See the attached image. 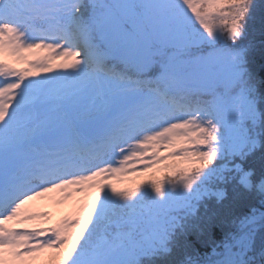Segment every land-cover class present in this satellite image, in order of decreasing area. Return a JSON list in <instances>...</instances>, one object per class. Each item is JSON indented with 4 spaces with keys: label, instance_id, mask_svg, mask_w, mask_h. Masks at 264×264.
Returning <instances> with one entry per match:
<instances>
[{
    "label": "snow or ice",
    "instance_id": "6c2138e0",
    "mask_svg": "<svg viewBox=\"0 0 264 264\" xmlns=\"http://www.w3.org/2000/svg\"><path fill=\"white\" fill-rule=\"evenodd\" d=\"M258 17L264 0H0V264H264ZM49 201L72 208L50 223Z\"/></svg>",
    "mask_w": 264,
    "mask_h": 264
},
{
    "label": "trees",
    "instance_id": "16d2710c",
    "mask_svg": "<svg viewBox=\"0 0 264 264\" xmlns=\"http://www.w3.org/2000/svg\"><path fill=\"white\" fill-rule=\"evenodd\" d=\"M241 43L243 44H254L255 48H256V66H257V70L259 71V65L261 62V58H260V48L262 46V43H264V23L261 22V20L259 19V17L257 18V20L251 25L250 29H249V35L248 37L242 41ZM257 164L259 162V153L257 154L256 157V161ZM157 176L156 174L154 175L153 173H145L142 176H138V175H133V179L132 180V187H136L137 185L141 184L142 181L147 180L149 178H158L155 177ZM131 187V188H132ZM244 209L243 207H236L234 209L235 212L239 213L242 212ZM60 219V217H59ZM200 250H203V245L200 246ZM45 256H48V253L44 254Z\"/></svg>",
    "mask_w": 264,
    "mask_h": 264
},
{
    "label": "rangeland",
    "instance_id": "374dc122",
    "mask_svg": "<svg viewBox=\"0 0 264 264\" xmlns=\"http://www.w3.org/2000/svg\"><path fill=\"white\" fill-rule=\"evenodd\" d=\"M18 66H21V65H18ZM155 174L157 175L155 177H158V178H165L167 176V173H165V172H158ZM133 175L134 174H131V175L125 177L123 182L114 180L113 183H115L116 186L120 189L131 188L133 185L132 180H134ZM48 208L51 210V211L49 210V212L53 213L52 221H50V223H51V222H55L56 220H58L59 217L61 218L63 215L67 214L71 210L72 204L68 203V204L58 206L53 202H51V203L48 202L45 210H47ZM34 264H40L39 260L35 261Z\"/></svg>",
    "mask_w": 264,
    "mask_h": 264
}]
</instances>
